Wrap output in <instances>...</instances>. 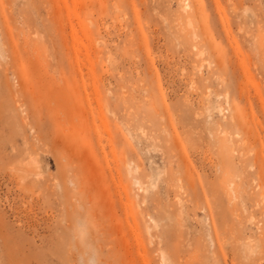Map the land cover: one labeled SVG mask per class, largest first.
<instances>
[{
    "label": "rangeland",
    "instance_id": "rangeland-1",
    "mask_svg": "<svg viewBox=\"0 0 264 264\" xmlns=\"http://www.w3.org/2000/svg\"><path fill=\"white\" fill-rule=\"evenodd\" d=\"M185 1L0 0V264H264V0Z\"/></svg>",
    "mask_w": 264,
    "mask_h": 264
},
{
    "label": "bare ground",
    "instance_id": "bare-ground-1",
    "mask_svg": "<svg viewBox=\"0 0 264 264\" xmlns=\"http://www.w3.org/2000/svg\"><path fill=\"white\" fill-rule=\"evenodd\" d=\"M185 1V0H184ZM187 8H188V3L185 1V3H184V6H183V10L184 11H186L187 10ZM36 166V165H35ZM128 168V167H127ZM127 173L129 174V175H132L133 174V172H132V169L131 168H128L127 169ZM132 180H133V184H135V185H137L138 186V190H141L142 192H144V193H146L147 191H148V186L147 185H145V186H143V184H142V182H140V181H138L135 177H133V175H132ZM126 199L127 200H129L128 199V196L126 195ZM127 208H130L131 209V206L130 205H125ZM132 215V214H131ZM132 218H133V215H132ZM145 231L148 233V234H150V231H151V226H147L146 228H145ZM133 232V231H132ZM134 235V234H133ZM154 238V237H153ZM138 239V238H137ZM160 241V240H159ZM143 251H146L145 249H143ZM125 253H123L122 255H124ZM121 255V256H122ZM128 256V255H127ZM127 256H123V257H126L125 259L127 260ZM140 256V255H139ZM142 256H143V259L144 260H146L145 259V255L144 254H142ZM141 256V257H142ZM140 257V258H141ZM139 258V259H140ZM163 258V257H162ZM128 259H130V258H128ZM136 259V258H135ZM133 260V259H132ZM133 262H135V261H133ZM144 262V261H143ZM121 263H123L122 261H121ZM125 263V262H124ZM126 264V263H125Z\"/></svg>",
    "mask_w": 264,
    "mask_h": 264
}]
</instances>
